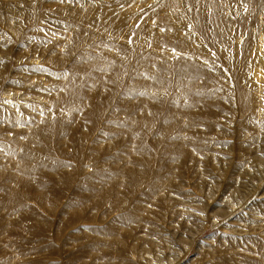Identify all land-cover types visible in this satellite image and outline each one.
I'll return each instance as SVG.
<instances>
[{"label": "rangeland", "instance_id": "1", "mask_svg": "<svg viewBox=\"0 0 264 264\" xmlns=\"http://www.w3.org/2000/svg\"><path fill=\"white\" fill-rule=\"evenodd\" d=\"M0 264H264V0H0Z\"/></svg>", "mask_w": 264, "mask_h": 264}, {"label": "bare ground", "instance_id": "2", "mask_svg": "<svg viewBox=\"0 0 264 264\" xmlns=\"http://www.w3.org/2000/svg\"><path fill=\"white\" fill-rule=\"evenodd\" d=\"M260 57V56H259ZM259 59V58H258ZM261 60V59H260ZM243 74V73H242ZM246 107V106H245Z\"/></svg>", "mask_w": 264, "mask_h": 264}]
</instances>
